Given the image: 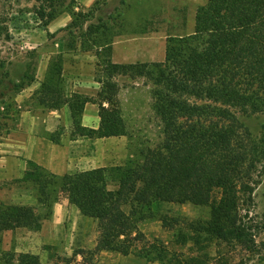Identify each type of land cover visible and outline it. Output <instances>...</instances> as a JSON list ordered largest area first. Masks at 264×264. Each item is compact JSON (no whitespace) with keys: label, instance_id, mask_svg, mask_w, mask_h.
Returning <instances> with one entry per match:
<instances>
[{"label":"trees","instance_id":"1","mask_svg":"<svg viewBox=\"0 0 264 264\" xmlns=\"http://www.w3.org/2000/svg\"><path fill=\"white\" fill-rule=\"evenodd\" d=\"M43 3L37 13L47 26L61 13L66 0ZM92 19L93 10L76 12L67 29L69 35L80 33L81 51L99 50L97 57L103 58L95 78L99 85L95 97L67 91L62 58L56 56L34 93L36 102L54 109L67 107L73 136L122 137L126 126L117 78H144L151 85L161 140L143 151L140 161L130 160L123 166L55 175L26 161L22 178L12 183L32 185L37 205L47 213L58 193L65 192L69 204L96 222L92 253L126 256L137 244L144 246L146 237L139 225L157 217L155 204L208 207L206 233L243 242L248 228L237 213L238 195L250 199L264 176V133L253 137L243 121L264 114V0H206L195 11L190 35L167 38L164 63H111L110 30ZM25 78L27 86L34 82L31 76ZM87 104L97 106V128L81 124ZM47 139L59 143L53 134ZM159 220L162 228L171 226L164 217ZM38 228L35 207L0 203V235ZM136 256L170 264L165 261V250L153 244L138 250ZM49 258L51 264L73 261L50 252ZM0 264L42 263L34 254L0 251Z\"/></svg>","mask_w":264,"mask_h":264},{"label":"rangeland","instance_id":"2","mask_svg":"<svg viewBox=\"0 0 264 264\" xmlns=\"http://www.w3.org/2000/svg\"><path fill=\"white\" fill-rule=\"evenodd\" d=\"M43 1L0 0V138L18 129L20 124L30 125L34 133L45 137L51 134L61 137L63 129L56 127V111L59 109L39 106L34 94L38 87L26 85L28 80L25 76L36 80L47 59L42 80L48 63L56 56L62 58L64 83L67 78L63 75L64 65L74 67L80 58L89 61L86 64L80 62L78 79L84 81L92 76L95 81L98 77L103 65V58L96 54L99 50L83 52L79 45L80 33L69 35L67 26L74 13L93 10L91 22L109 28L111 34L107 40L112 42L111 63L154 64L164 63L167 38L187 36L193 32L195 11L206 3V0H66L61 13L45 26L37 13ZM168 66L172 68L171 63ZM117 82L119 108L126 133L118 138L84 139L85 143L80 147L85 152L78 157L80 162L76 163L73 173L85 168L123 166L130 160L140 161L142 152L155 147L161 140L160 123L152 110L150 83L144 78L130 79L127 76L117 78ZM66 89L71 90L69 83ZM77 91L95 97L98 90ZM94 107L97 110V106ZM243 121L253 137L262 136L264 114L247 116ZM47 123L56 129L46 132L43 124ZM72 138V135L68 136V139ZM24 186L28 195L24 199L11 196L17 186H2L0 203L36 208L39 228L29 230L25 248L28 253L32 251L30 254L37 255L42 264H51L49 252L73 259L74 256H82L84 264H94V256H123L115 252L105 255L92 253L94 248L74 247L68 241L67 224L63 227L48 223L54 204L63 201L65 192L58 193L57 202L47 213L44 207L37 205L34 187L30 184ZM153 211L157 217L139 225V230L146 237L144 246L137 244L133 253L126 256H136L138 250L153 244L165 250V261L170 264H195L197 261L199 264H264V176L259 179L250 199L246 195H238L237 213L248 228L243 242L235 239L224 241L206 233L210 218L208 207L155 204ZM161 217L171 226L162 228ZM88 224L97 232L95 221L89 220ZM13 241L11 236L0 235V251L15 252Z\"/></svg>","mask_w":264,"mask_h":264},{"label":"crops","instance_id":"3","mask_svg":"<svg viewBox=\"0 0 264 264\" xmlns=\"http://www.w3.org/2000/svg\"><path fill=\"white\" fill-rule=\"evenodd\" d=\"M47 60L46 62H43L41 68L42 72L39 73V76H37L36 80L32 83L31 86L33 88H37L42 81V73L45 71ZM80 60V62H84L85 64L89 61L83 58H80ZM80 62L77 65L75 64L74 67L64 65L63 75L67 77L65 79V85L67 87L69 83L71 89L69 92L80 93L77 90H98L99 85L93 80L92 76H89V78H86L84 81L78 79L77 75L80 70L78 67L82 65ZM94 106L95 105L87 104L84 107L81 124L85 127L97 128L98 126L99 119L97 116V110ZM56 112V127L58 126V129H63L58 144L52 143L42 134L34 133L33 128L30 125L24 124H20L18 129L10 131L5 137L0 138V188H3L2 186L5 185L17 186L13 193H11L13 199H24L28 197L27 191H24V185L27 184L12 183L14 180L22 178L25 171L26 161H32L36 165L55 175L71 174L74 172L76 163L80 162L78 157L82 156L85 152L84 148L80 147L81 144L85 143L84 139L94 140L85 137H76L71 134V119L67 107H62ZM43 128L48 133H51V131L56 129L55 127H51L49 123L43 124ZM69 135H72L73 137L71 140L68 139ZM64 136H66V139H64ZM91 169L93 168H85L81 171ZM89 220L92 219L82 216L73 205L68 203L67 197L65 196L61 203L54 204L51 220L48 223L53 225L56 224L57 226L62 225L63 227L64 224H67L69 228L67 234L68 241L74 247L80 249H93L96 244L97 232H95L92 226H89ZM2 235L14 238L15 252H29L27 251L28 249L26 250L25 248L28 246L27 239L30 237L29 230L16 229L14 231L4 232ZM18 245L21 247H18ZM30 253L33 252L31 251ZM101 254L105 255L107 252H101ZM93 263L163 264L158 261L146 262L145 259L138 256H94ZM72 264H84L82 262V256H74Z\"/></svg>","mask_w":264,"mask_h":264}]
</instances>
